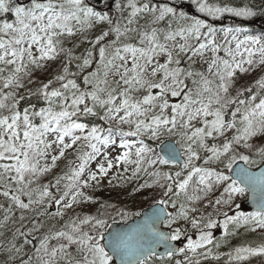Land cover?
I'll list each match as a JSON object with an SVG mask.
<instances>
[{"label":"snow or ice","instance_id":"6c2138e0","mask_svg":"<svg viewBox=\"0 0 264 264\" xmlns=\"http://www.w3.org/2000/svg\"><path fill=\"white\" fill-rule=\"evenodd\" d=\"M112 4L0 0V264H264V36ZM105 180L151 203L95 197Z\"/></svg>","mask_w":264,"mask_h":264},{"label":"trees","instance_id":"16d2710c","mask_svg":"<svg viewBox=\"0 0 264 264\" xmlns=\"http://www.w3.org/2000/svg\"><path fill=\"white\" fill-rule=\"evenodd\" d=\"M15 2L26 4L27 0H15ZM92 6H94L97 10L100 11H107L110 14L114 13L115 8L114 4H112V0H87ZM156 3H168L170 5L177 6L178 10L185 11L188 15H196L201 19H204L206 22L213 24L216 28H224V27H241L247 29V33L249 35L254 36H264V0H209L210 3H218V4H228L229 6L234 7H242V6H249L253 8L257 15L248 19L232 17L225 14L220 20L213 21L208 17L200 16L199 13L195 12V7L191 5L190 0H154ZM111 5V9H109ZM247 76H242L243 78ZM248 80L243 81L241 83H249L253 81V76H248ZM29 87L34 88L35 85H31ZM28 101H24L21 104V107L26 106ZM32 104H36L38 107L40 106V102L33 97L31 100ZM82 122H86L89 126L93 124L102 125V122L95 120L94 118H82ZM153 147L155 145L153 144ZM58 171V170H57ZM135 182L125 185L121 188H112L110 186H104L100 190L94 193L95 197L100 198L104 201H109L112 203H116L120 207L127 206L130 210L136 211L140 210L141 208L147 209L149 204L151 203L150 199H145L149 196L148 191H144L141 193L136 194L135 196H130L129 193L131 192L132 188L134 187ZM246 197H240L237 200V203H241L244 201ZM97 205H88L84 208V211L94 212ZM253 241H258L260 239L259 233H250L247 237H250ZM236 242L235 238H230V247L234 246ZM229 248L225 247L222 248L220 251L226 252ZM251 264H261L259 259L254 258L251 261Z\"/></svg>","mask_w":264,"mask_h":264},{"label":"rangeland","instance_id":"374dc122","mask_svg":"<svg viewBox=\"0 0 264 264\" xmlns=\"http://www.w3.org/2000/svg\"><path fill=\"white\" fill-rule=\"evenodd\" d=\"M96 1L99 2V0H96ZM115 154H116L115 152H112V155H115ZM65 163H66V161L61 162V167H64V164ZM104 186H107V187L109 186L107 184V181L106 180L103 182V187ZM215 235L217 237H219L221 235V233L219 231H216L215 232ZM248 235H250V233ZM235 239H236V242H235L234 246L239 245L242 242V240H244V239H247L248 241H253V239L251 238V236L250 237H247V236L246 237H235Z\"/></svg>","mask_w":264,"mask_h":264},{"label":"water","instance_id":"95a60500","mask_svg":"<svg viewBox=\"0 0 264 264\" xmlns=\"http://www.w3.org/2000/svg\"><path fill=\"white\" fill-rule=\"evenodd\" d=\"M110 9H111V6H110ZM247 201H248L247 203H245V201L242 203V209L245 211L253 210V206L251 204L250 197H247ZM116 227H118V225H116ZM178 246H179V243H178Z\"/></svg>","mask_w":264,"mask_h":264},{"label":"flooded vegetation","instance_id":"af4514ba","mask_svg":"<svg viewBox=\"0 0 264 264\" xmlns=\"http://www.w3.org/2000/svg\"><path fill=\"white\" fill-rule=\"evenodd\" d=\"M248 78H249V77H248V75H247V76H245L244 78L241 77L240 79H241V82H242V80H243V81H246V80H248ZM245 200H247V197L244 199V201H245ZM244 201H242L241 204H242Z\"/></svg>","mask_w":264,"mask_h":264}]
</instances>
